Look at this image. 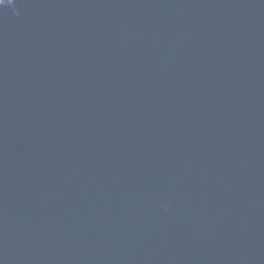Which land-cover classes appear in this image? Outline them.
Listing matches in <instances>:
<instances>
[{
	"label": "water",
	"instance_id": "water-1",
	"mask_svg": "<svg viewBox=\"0 0 264 264\" xmlns=\"http://www.w3.org/2000/svg\"><path fill=\"white\" fill-rule=\"evenodd\" d=\"M0 264H264V0L0 3Z\"/></svg>",
	"mask_w": 264,
	"mask_h": 264
},
{
	"label": "clouds",
	"instance_id": "clouds-1",
	"mask_svg": "<svg viewBox=\"0 0 264 264\" xmlns=\"http://www.w3.org/2000/svg\"><path fill=\"white\" fill-rule=\"evenodd\" d=\"M0 3H3V5H13L15 3V0H0Z\"/></svg>",
	"mask_w": 264,
	"mask_h": 264
}]
</instances>
